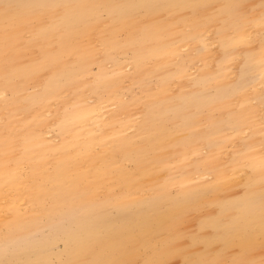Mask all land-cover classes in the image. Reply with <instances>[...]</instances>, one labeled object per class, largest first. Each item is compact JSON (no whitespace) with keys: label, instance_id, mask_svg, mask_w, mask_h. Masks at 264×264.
I'll return each mask as SVG.
<instances>
[{"label":"bare ground","instance_id":"1","mask_svg":"<svg viewBox=\"0 0 264 264\" xmlns=\"http://www.w3.org/2000/svg\"><path fill=\"white\" fill-rule=\"evenodd\" d=\"M219 1L10 0L24 7L7 48L0 21V260H264L251 255L264 243V95L200 119L228 90H262L264 4Z\"/></svg>","mask_w":264,"mask_h":264},{"label":"rangeland","instance_id":"2","mask_svg":"<svg viewBox=\"0 0 264 264\" xmlns=\"http://www.w3.org/2000/svg\"><path fill=\"white\" fill-rule=\"evenodd\" d=\"M223 1L222 0H220L218 3H217V8L215 9V12H217V11H221L222 9H223V7H224V3H222ZM251 2H252V4L253 5H256V4H258V5H262V4H264V0H251ZM247 8V6L246 5H244L243 6V10H245ZM217 22H220L219 20H216ZM225 31L226 32H228V33H231L232 31H231V29H225ZM256 33H258V32H256ZM224 34V33H223ZM256 36V38H257V34L255 35ZM32 37V35L31 34H27V39H30ZM217 42V43H216ZM256 42V40H254L253 41V43H255ZM221 44H222V42H221V40L220 39H218L217 41H215L214 42V44H213V48H215V49H220L221 50V48H222V46H221ZM217 46V47H214V46ZM255 45V44H254ZM250 51H252V50H250ZM127 54H129V52L127 53ZM178 58H176V60H177ZM175 60V61H176ZM195 60H197L196 61V64H195V66L193 67V68H191V70L188 72V74H187V78H188V80L187 81H190L191 82V84H189V86L187 85V86H185V95L186 96H191L192 95V92L195 90L194 88H195V84H194V81H195V79L200 75V70H201V68H202V61H200V59H195ZM198 63L200 64V65H198ZM196 67V68H195ZM91 68H92V71L93 72H95L96 71V65L95 64H93L92 66H91ZM197 73V74H196ZM233 77H235L233 74L231 75V76H229V77H227V76H225V77H223V81L221 82V85L223 86V84L225 83V81H230V80H232L233 79ZM152 80L154 81V77L152 78ZM179 91V89H181V87L180 86H174V88L172 89L173 90V93H175L176 91ZM134 91H137L138 92V90L137 89H135ZM262 92H264V86H263V88H262V90L260 91V89H256L255 91H253V97H251V96H245V95H243V93H241L240 91H238V92H234V93H231L229 90L227 91V95H226V99L224 100V101H222L221 103H218V102H215L214 104H212L208 109H205L204 110V112H203V114H202V116L200 117V119H201V125H202V127H205V126H208L209 125V123H208V120H206L205 119V117L207 116V114H209V116H210V118L211 119H215V118H217L219 115L220 116H225V114H226V112L227 111H230V113L231 114H234L233 113V109H232V102H231V99H233V98H235V99H238V101H244V103L246 104V107L247 108H251V106L252 105H254V104H256L258 101H259V97L262 95ZM229 94H231L230 96H228ZM254 100V101H253ZM207 112V114H205ZM244 112H245V110H244ZM245 114L248 116V114L245 112ZM243 116H244V114H243ZM221 119V118H220ZM253 119V118H252ZM248 124H250L251 123V119H250V117L248 116V119H247V121H246ZM253 122H254V119H253ZM248 126V129L246 130V132H245V137H247V136H250V135H252V126L253 125H247ZM262 129H264V126H262L261 127ZM263 134H264V131H263ZM264 136V135H263ZM263 139H264V137H263ZM237 146H235V148H236ZM205 150V151H204ZM206 151H207V149H203V150H199L198 151V153H197V155H204L205 153H206ZM192 157V158H191ZM195 159V157H193V156H190L189 158H188V161H193ZM247 159V158H246ZM244 160L243 162H242V165L239 167V169H241V171L243 170V169H245L246 171L247 170H249V167L247 166V160ZM181 170V171H180ZM185 174V171H183V169H178L177 170V172H176V175H175V177H176V180L177 181H179L180 179H181V177L183 176ZM239 174H241V175H239ZM245 174H246V172H238V177H240V178H244V176H245ZM259 175V178L260 177H264V171H262L260 174H258ZM210 179V178H209ZM241 180V179H240ZM207 180H193V179H191V180H189V181H187V182H185V183H189L190 185H193V186H196V185H201L202 183H204V182H206ZM185 183H181V182H177L176 184H174V185H172L171 187H170V189H169V194L171 195V196H174V195H176L179 191H181V187L183 186V184H185ZM237 188V189H236ZM242 188H243V186L242 185H240V184H238V185H236L235 187H231V188H228V189H223V190H225L226 191V193L228 194V195H235V194H238L239 192H241V190H242ZM239 190V192H237ZM215 200H217V201H214V203H213V205L210 207V209H212L216 204H217V202L219 201V199H217V198H215ZM107 207H108V209H109V211H113V206L112 205H110V204H108L107 205ZM209 209V210H210ZM208 210V211H209ZM207 211V212H208ZM204 212V210L203 209H198V210H195L192 214H197V213H203ZM193 217V216H192ZM193 219H195L194 217H193ZM193 222V221H192ZM191 222V227H195V223L193 222L192 223ZM201 246H200V244L198 245V248H200ZM59 248V247H58ZM237 250H239V249H237ZM251 255H258V256H260L261 258H263L264 259V243L263 244H261V243H258V244H256L254 247H252V249H251ZM178 259V260H177ZM180 260V261H179ZM170 264H184V263H182L181 262V259L179 258V257H176L175 259H172V261L170 262ZM217 264H227V261L226 260H222V261H220L219 263H217Z\"/></svg>","mask_w":264,"mask_h":264},{"label":"snow or ice","instance_id":"3","mask_svg":"<svg viewBox=\"0 0 264 264\" xmlns=\"http://www.w3.org/2000/svg\"><path fill=\"white\" fill-rule=\"evenodd\" d=\"M24 7L19 4H15L10 2V0H0V21L3 22L4 25V42L5 47L7 48L9 42L14 39L15 30L22 24L23 20L19 13V9ZM56 7L57 10L61 6H53ZM260 26L264 29V12L261 14ZM264 44V41H262ZM262 81H264V74H262ZM264 95V92H262ZM262 125H264V117H262ZM261 170L264 171V160L261 162ZM0 264H22L20 261H10V260H0ZM93 264H139L136 261H122V260H111V261H95ZM144 264H161V262L157 261H144ZM163 264H167V262H163ZM185 264H194L193 261L186 260ZM217 264V262H214ZM233 264H251V262L247 261H234ZM260 264H264V260L260 261Z\"/></svg>","mask_w":264,"mask_h":264}]
</instances>
